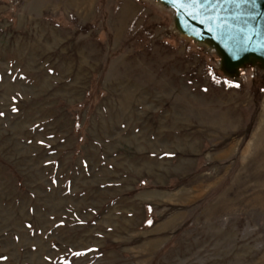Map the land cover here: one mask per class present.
<instances>
[{
	"label": "rangeland",
	"instance_id": "1",
	"mask_svg": "<svg viewBox=\"0 0 264 264\" xmlns=\"http://www.w3.org/2000/svg\"><path fill=\"white\" fill-rule=\"evenodd\" d=\"M176 22L0 0V264H264V62Z\"/></svg>",
	"mask_w": 264,
	"mask_h": 264
},
{
	"label": "water",
	"instance_id": "2",
	"mask_svg": "<svg viewBox=\"0 0 264 264\" xmlns=\"http://www.w3.org/2000/svg\"><path fill=\"white\" fill-rule=\"evenodd\" d=\"M162 1L176 11L179 30L203 46L209 43L230 70L264 62V0Z\"/></svg>",
	"mask_w": 264,
	"mask_h": 264
},
{
	"label": "snow or ice",
	"instance_id": "3",
	"mask_svg": "<svg viewBox=\"0 0 264 264\" xmlns=\"http://www.w3.org/2000/svg\"><path fill=\"white\" fill-rule=\"evenodd\" d=\"M234 2H236L237 4H241V3H246L247 0H234ZM180 6L183 7L184 6L183 3H181Z\"/></svg>",
	"mask_w": 264,
	"mask_h": 264
},
{
	"label": "trees",
	"instance_id": "4",
	"mask_svg": "<svg viewBox=\"0 0 264 264\" xmlns=\"http://www.w3.org/2000/svg\"><path fill=\"white\" fill-rule=\"evenodd\" d=\"M214 75V77L216 78V79H220V80H222V78L220 77V76H218L217 74H213Z\"/></svg>",
	"mask_w": 264,
	"mask_h": 264
},
{
	"label": "bare ground",
	"instance_id": "5",
	"mask_svg": "<svg viewBox=\"0 0 264 264\" xmlns=\"http://www.w3.org/2000/svg\"><path fill=\"white\" fill-rule=\"evenodd\" d=\"M205 46H206L207 48H209V49H212L211 46L209 45V43H207V42L205 43Z\"/></svg>",
	"mask_w": 264,
	"mask_h": 264
}]
</instances>
